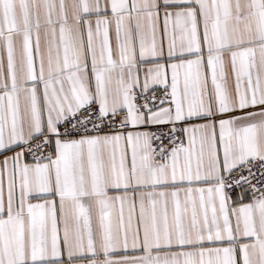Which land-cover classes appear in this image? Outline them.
Masks as SVG:
<instances>
[{
	"label": "snow or ice",
	"instance_id": "obj_1",
	"mask_svg": "<svg viewBox=\"0 0 264 264\" xmlns=\"http://www.w3.org/2000/svg\"><path fill=\"white\" fill-rule=\"evenodd\" d=\"M0 264H264V0H0Z\"/></svg>",
	"mask_w": 264,
	"mask_h": 264
}]
</instances>
